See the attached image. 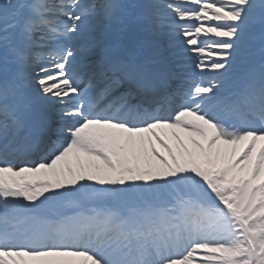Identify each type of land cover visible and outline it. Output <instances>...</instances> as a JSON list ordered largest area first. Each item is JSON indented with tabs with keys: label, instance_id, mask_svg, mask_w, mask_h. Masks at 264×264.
<instances>
[{
	"label": "snow or ice",
	"instance_id": "snow-or-ice-1",
	"mask_svg": "<svg viewBox=\"0 0 264 264\" xmlns=\"http://www.w3.org/2000/svg\"><path fill=\"white\" fill-rule=\"evenodd\" d=\"M0 264H264V0H0Z\"/></svg>",
	"mask_w": 264,
	"mask_h": 264
},
{
	"label": "rangeland",
	"instance_id": "rangeland-1",
	"mask_svg": "<svg viewBox=\"0 0 264 264\" xmlns=\"http://www.w3.org/2000/svg\"><path fill=\"white\" fill-rule=\"evenodd\" d=\"M100 0L94 1V0H81V3L88 5L91 3H99ZM91 23H93V21H91ZM259 55V50H256V56ZM191 60V59H189ZM258 60V59H257ZM192 65V60L191 61H187L185 62V66L178 69V71L186 74L188 77H190L193 80L199 79V77H197L195 75L196 70L191 66ZM84 83H87V78L85 79ZM84 83L81 84V88L84 87ZM185 87H187V85H185ZM33 159H36V157H33Z\"/></svg>",
	"mask_w": 264,
	"mask_h": 264
},
{
	"label": "bare ground",
	"instance_id": "bare-ground-1",
	"mask_svg": "<svg viewBox=\"0 0 264 264\" xmlns=\"http://www.w3.org/2000/svg\"><path fill=\"white\" fill-rule=\"evenodd\" d=\"M94 1H97V0H94ZM118 2H120V3H134V2H138V0H118ZM95 23V21L93 20V23L92 24H94ZM159 43L160 44H163L164 43V40H163V38H161L160 40H159ZM259 43H257V45H256V50H259ZM190 59V58H189ZM187 60V61H191V60ZM86 79V78H85ZM169 143H171V140L169 139V141H168ZM157 148L159 149V145H157ZM30 178H32V177H30ZM36 178H42V177H36Z\"/></svg>",
	"mask_w": 264,
	"mask_h": 264
}]
</instances>
